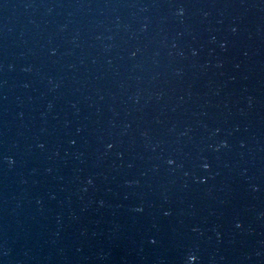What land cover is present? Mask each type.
<instances>
[{"label": "water", "instance_id": "water-1", "mask_svg": "<svg viewBox=\"0 0 264 264\" xmlns=\"http://www.w3.org/2000/svg\"><path fill=\"white\" fill-rule=\"evenodd\" d=\"M160 0H0V196Z\"/></svg>", "mask_w": 264, "mask_h": 264}, {"label": "clouds", "instance_id": "clouds-1", "mask_svg": "<svg viewBox=\"0 0 264 264\" xmlns=\"http://www.w3.org/2000/svg\"><path fill=\"white\" fill-rule=\"evenodd\" d=\"M182 14V13H181ZM233 31H235V29H233ZM111 147V146H110ZM169 163H172V161H169ZM205 167H207V165H205Z\"/></svg>", "mask_w": 264, "mask_h": 264}]
</instances>
